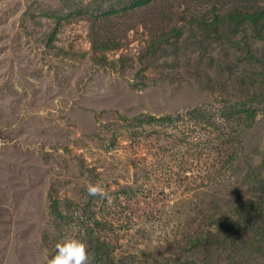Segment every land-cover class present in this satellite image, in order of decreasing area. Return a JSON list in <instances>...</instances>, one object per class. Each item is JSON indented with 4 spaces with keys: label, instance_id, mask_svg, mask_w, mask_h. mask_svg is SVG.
<instances>
[{
    "label": "rangeland",
    "instance_id": "obj_1",
    "mask_svg": "<svg viewBox=\"0 0 264 264\" xmlns=\"http://www.w3.org/2000/svg\"><path fill=\"white\" fill-rule=\"evenodd\" d=\"M66 235L264 264V0H0V264Z\"/></svg>",
    "mask_w": 264,
    "mask_h": 264
},
{
    "label": "clouds",
    "instance_id": "obj_2",
    "mask_svg": "<svg viewBox=\"0 0 264 264\" xmlns=\"http://www.w3.org/2000/svg\"><path fill=\"white\" fill-rule=\"evenodd\" d=\"M89 194L96 195L100 189L90 186ZM90 253L87 242L77 235H66L56 244L54 254L48 257L46 264H89Z\"/></svg>",
    "mask_w": 264,
    "mask_h": 264
}]
</instances>
